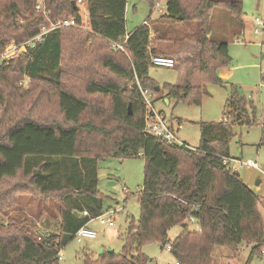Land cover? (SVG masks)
Returning a JSON list of instances; mask_svg holds the SVG:
<instances>
[{
    "label": "trees",
    "instance_id": "obj_1",
    "mask_svg": "<svg viewBox=\"0 0 264 264\" xmlns=\"http://www.w3.org/2000/svg\"><path fill=\"white\" fill-rule=\"evenodd\" d=\"M77 1L0 0V50L49 28L37 10L40 3L51 21L76 18L83 24ZM84 1L89 16L84 31H53L8 66L0 64V209H15L18 195L38 194L55 196L62 216L59 234L37 237L22 228L0 229V264H60L58 254L76 233L105 213L98 183L99 162L107 157L144 159L141 214L128 227L122 253L86 255L85 264H148L143 247L153 242L171 245L180 264H213L215 247L237 253L246 244L252 247L246 263L251 264L264 246V198L224 159H232V125L251 124L254 105L249 111L232 90L228 107L235 120L200 123V146L191 149L144 133L147 110L140 91L157 96L164 90L163 98L176 104L200 106L206 85L221 83L217 72L231 62L228 44L211 37V14L220 8L239 20L242 0H167L160 20L200 23L199 84L187 78L160 92L150 76L151 54L172 39L152 34L148 22L129 33V0ZM149 1L155 7V0ZM184 61L180 55L175 68ZM25 78L31 81L28 89L20 86ZM17 179L23 182L13 184ZM188 216L198 220L199 229L190 228ZM176 226L183 232L170 242L168 233Z\"/></svg>",
    "mask_w": 264,
    "mask_h": 264
},
{
    "label": "rangeland",
    "instance_id": "obj_2",
    "mask_svg": "<svg viewBox=\"0 0 264 264\" xmlns=\"http://www.w3.org/2000/svg\"><path fill=\"white\" fill-rule=\"evenodd\" d=\"M166 3L167 0H163L164 6ZM242 8L243 16L239 20L229 11L220 8H216L211 14L210 22L213 28L211 37L216 42H226L231 57L229 66L217 72L221 83L210 82L206 85V95L200 106L176 104L172 100L167 104L163 98L164 90L155 97L154 106L156 111L166 118L177 138L188 144L191 149H196L201 143L200 123L224 121V118L230 123L235 120L230 115L231 109L228 107V99L234 91L237 98L246 100L245 106L249 111L253 104L255 109L250 111L251 124L232 123L234 136L229 144V153L233 161L232 166L243 182L259 197L264 198V175L256 169L235 162L251 160L264 170V34L256 35L253 32L254 20L264 19V0H242ZM166 11L164 14L158 13L149 0H129L126 15L127 31L132 32L148 22L152 34L172 39L161 42L156 54L172 57L178 62L179 55L161 52L166 49L173 50L174 54L181 51L188 67L198 66L201 51L197 43L201 30L200 23L160 20V16L165 15ZM83 17L88 20L87 10H83ZM83 26L86 27L84 23ZM1 54L0 50V64L5 63L8 66L12 58L5 59ZM178 66L176 68L152 66L150 76L160 87L166 84H183V71L177 69ZM30 85L31 81L28 78L20 83L25 89ZM2 114L3 112H0V116ZM41 115L44 116L43 113ZM144 167L145 161L142 157L124 160L107 157L99 162L98 189L103 198L104 211L109 213L118 211L113 215L115 225L105 227L96 219L91 221L89 228L97 233V237L84 239L81 243L75 238L68 243L61 252L63 260L60 264H85L86 255L97 259L106 250L122 253L124 237L130 223L137 224L140 218L138 189L144 185ZM16 182L23 181L17 179L13 184ZM260 212L264 219L263 210ZM61 218V206L55 196L24 193L18 195L15 209L8 212L0 209V229L9 231L12 227L22 228L37 237L59 234ZM196 227L190 226L191 229ZM182 232V227H173L168 233V240L175 241ZM251 251L252 247L246 244L241 245L237 253L229 247L217 246L213 251V264H246ZM263 251L264 246L260 253L254 255L251 264H264V256L261 254ZM143 253L149 258L148 264L176 262L167 246L162 248L156 242L144 246Z\"/></svg>",
    "mask_w": 264,
    "mask_h": 264
},
{
    "label": "built area",
    "instance_id": "obj_3",
    "mask_svg": "<svg viewBox=\"0 0 264 264\" xmlns=\"http://www.w3.org/2000/svg\"><path fill=\"white\" fill-rule=\"evenodd\" d=\"M77 5L80 6L83 10L87 9L86 2L84 0H78ZM155 7L158 11V13H164L166 9V5H163V0H157ZM37 10L41 12L50 22L49 28L42 30V32L37 35L36 37L30 39L29 41L23 43V44H17L15 42H12L9 44L6 48H4L2 51V57L5 59H13L15 57H18L22 54L27 53L30 50L35 49L37 46L42 44L45 41V37L53 32V31H62L66 28H79V29H86L87 28V21L84 19V25L79 24L76 18H69L65 20H58V21H51L48 17L47 11L45 10V7L43 6V3L38 4ZM253 32L256 35H262L264 34V19L256 18L254 20V28ZM128 39V37H127ZM119 50L125 51L124 47L122 45H115ZM151 63L153 66L156 67H163V68H175L176 62L175 59L169 56L160 55V54H151ZM142 97L144 99L145 107L147 110V114L145 117V129L144 133L166 141L169 144H175L179 146H186L184 143H182L176 136L174 130L170 127L169 123L167 122L166 118L162 115V113H159L156 111L154 106V99L156 97V94L149 90V89H143L140 88ZM232 159H224V163L228 165L233 171H235L234 166H232ZM238 165H246L248 167H251L253 169H256L260 171L264 175V170L260 169L258 165L249 160L246 162L242 161H235ZM236 172V171H235ZM125 192H127L126 189H124ZM143 188L138 189V195L142 194ZM129 194V193H127ZM196 210V208H195ZM118 211H112L111 213L105 212L101 216H98L96 218H91L90 222L93 220H98L102 226L105 227H113L115 225V218L113 215L117 213ZM86 217H90L88 212H84L83 214ZM89 222V224H90ZM187 223L189 226H194L199 229V223L198 220L193 216L187 217ZM89 224L86 227L81 228L75 235V238L78 240V242H82L84 239H94L97 237V233L95 231H92L89 228ZM167 250L169 252L172 251V246L168 245ZM264 256V251L261 253ZM58 260L62 261L63 258L61 256V252L58 254ZM175 264H180V262L176 261Z\"/></svg>",
    "mask_w": 264,
    "mask_h": 264
},
{
    "label": "crops",
    "instance_id": "obj_4",
    "mask_svg": "<svg viewBox=\"0 0 264 264\" xmlns=\"http://www.w3.org/2000/svg\"><path fill=\"white\" fill-rule=\"evenodd\" d=\"M161 53L171 54V55H174V56L183 55L181 51L176 52V54H174L173 50H168V49H166L165 51H162ZM179 69L183 71L184 81L187 78H189L192 85H198L199 84V75H198L199 69H198V66H195L193 68H191V67L189 68L188 67V63L186 61H184V62H182V65L179 67ZM194 69H195V71H194ZM165 100H168L167 104L170 101L169 99H166V98H165ZM226 120L227 119L224 118V121H226ZM219 122H221V121H219ZM184 144L188 146V144H186V143H184ZM188 147L191 148L190 146H188Z\"/></svg>",
    "mask_w": 264,
    "mask_h": 264
},
{
    "label": "water",
    "instance_id": "obj_5",
    "mask_svg": "<svg viewBox=\"0 0 264 264\" xmlns=\"http://www.w3.org/2000/svg\"><path fill=\"white\" fill-rule=\"evenodd\" d=\"M74 6H75V3H74ZM181 18V17H180ZM161 91V87L160 86H157L156 87V92H160ZM168 102V100H166V103ZM129 114H131V106L129 107ZM259 184V182L257 183V185Z\"/></svg>",
    "mask_w": 264,
    "mask_h": 264
}]
</instances>
